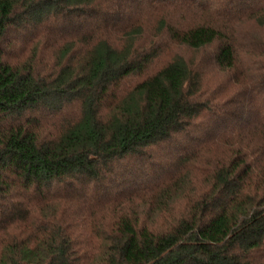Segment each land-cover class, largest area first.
Here are the masks:
<instances>
[{
	"label": "trees",
	"instance_id": "trees-1",
	"mask_svg": "<svg viewBox=\"0 0 264 264\" xmlns=\"http://www.w3.org/2000/svg\"><path fill=\"white\" fill-rule=\"evenodd\" d=\"M0 264H264V0H0Z\"/></svg>",
	"mask_w": 264,
	"mask_h": 264
},
{
	"label": "rangeland",
	"instance_id": "rangeland-1",
	"mask_svg": "<svg viewBox=\"0 0 264 264\" xmlns=\"http://www.w3.org/2000/svg\"><path fill=\"white\" fill-rule=\"evenodd\" d=\"M183 13V12H182ZM180 9L177 8H170L167 11V16L175 22H191V21H196V19H199L200 17H207V14H196L195 13H188L185 12L184 14H182ZM161 13H142L143 15V20H144V24H145V35L147 36H152L154 33H156L158 26H159V17H160ZM184 16V17H182ZM243 27H245L246 29H249V31H258V27L254 24L251 23V20H244L243 22V26L241 28L238 29V35H240V32H243ZM163 51L161 52L160 58L157 59L154 63H153V67L156 68L158 66H160L162 63H164L165 60L170 59L172 57V55L174 54H181L182 56L186 57L187 60L189 61H193L195 63L198 62V60L204 56L207 59L206 65L204 67V72L205 76H204V85L206 87H209V89L212 87H215V85H217L220 81L221 84L220 86H218L217 90L219 89H225L226 87H229V83H228V79L224 77V73L222 72H218L217 69L210 63V56L207 53V50H211L210 48L207 49H197L194 50L192 48L187 47L186 45L182 44V43H176L173 42L171 40H167V39H163ZM23 46L21 47H16L13 49L14 53H19L20 57L22 56H27L29 54V49H24L23 50ZM56 48H41L38 52V56L40 57L41 55H43V57L45 58H51L52 55L56 52ZM12 52V53H13ZM246 63V62H245ZM244 63V64H245ZM136 81V77H133L131 79H129L126 83V87L127 86H131V84H133V82ZM216 90V91H217Z\"/></svg>",
	"mask_w": 264,
	"mask_h": 264
}]
</instances>
